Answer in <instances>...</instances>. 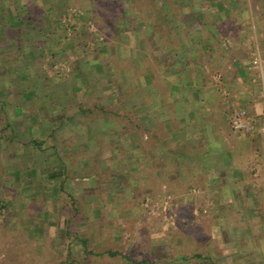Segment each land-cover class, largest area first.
<instances>
[{
	"label": "rangeland",
	"instance_id": "rangeland-1",
	"mask_svg": "<svg viewBox=\"0 0 264 264\" xmlns=\"http://www.w3.org/2000/svg\"><path fill=\"white\" fill-rule=\"evenodd\" d=\"M28 1H35L37 5L44 7L45 18L55 5L57 15L51 25L49 22L48 25L29 28L28 34L24 36L26 39H17L7 48L11 52H4L7 59H0V64L8 65L5 74L11 79L8 84L0 81V91L4 93V97L0 96V105L7 99L10 103L5 104L6 108L10 106L8 121H14L16 126L23 124L21 126L27 130L34 123L42 124L36 120V109L48 114V118L44 116L47 120L59 124L58 115L53 116L46 111L49 104L62 116L68 115L70 120H92L91 129L97 127L96 123L101 115L77 118L72 116L70 109L77 108L81 101L88 98H93L86 104L92 109L94 103H98L100 108L111 106V110L113 109V97L107 99L108 104L100 102L101 98L98 97L102 95L99 91L109 81L113 83L117 79L114 74L115 64L111 66L114 46L119 49L120 56L123 57L121 59H125L128 57L129 43L135 41V38L136 42H142L145 27L158 30L162 27L170 29L176 25L175 19L163 20L159 14L163 0H152V5L151 0H145L144 19L140 13L130 12V2L135 3L136 10L139 7L136 0H123V22L126 24L123 26L116 18L112 26L108 23L106 27L103 28L102 25L99 28L96 25L92 0H0V20L8 25V18L18 13L21 5ZM115 1H103V4L113 8ZM175 6V3L171 5L170 10H175ZM151 10L153 16L149 19L147 12ZM137 31L140 32L138 36L135 35ZM3 38L0 35V41ZM30 40L33 41L32 45L28 44ZM38 40L42 45L38 44ZM121 43L123 45L119 48ZM109 61V69L105 70ZM127 67L129 71L130 66ZM77 68L81 69L82 78H77V74L75 76ZM143 77L145 76L141 78ZM131 79V76L128 77V80ZM82 84L80 88L79 85ZM70 86L78 94L73 99L63 96ZM27 87L28 92L24 93ZM92 90L96 95L98 93L97 97L91 95ZM107 92L113 93V89ZM4 121L0 115V130ZM62 122L64 124V119ZM69 123L72 122L68 121ZM38 128L46 130V126ZM4 132L9 134V131ZM41 133L43 135L47 132ZM60 133L63 137L71 134L70 129H66L64 125L61 126ZM29 135L31 134L24 132L21 137L25 139ZM35 136L42 138L41 135ZM96 136L98 134H90L89 143ZM52 141L57 142L56 139ZM6 142L3 144L7 146L0 148V201H4L6 207L0 209V264H66L64 261L68 259L66 257L70 243L74 244V256L84 264L91 261L94 264H167L168 258L175 259V262L168 264H264V223L262 226L261 223H243L245 209L240 211L238 206L237 211H210L209 206L214 199L208 193L209 188L203 190L205 193L194 192L192 188L185 201H182L180 195L173 194L165 184L161 191L153 188L158 192L155 190L153 194L147 193V190H153L150 180L139 179L138 183L131 180L136 175L128 166L127 148L105 149L99 153L98 172L105 177V181L98 188L91 180L80 181L78 178L83 176L81 171L74 172L76 179L65 183L64 193L71 191L75 196L83 195L84 199L92 197L89 201L105 203L102 205L106 207L104 211H98L99 208L93 210L91 207L90 212H85L87 209L83 204L84 214L90 219L87 223L71 218V201L68 198L59 202L61 205H57L56 211H48L47 206L50 204L48 198L43 199V194L45 195L49 184L44 179L36 185H28L35 189V193L38 191L39 202L31 201L26 202V206L20 205L18 198L23 196L18 195L23 188L21 181L24 175L18 174L20 180L16 179L17 168L21 166V169L23 166L17 164L19 161L16 156L19 154L21 158L26 148L19 145V140L15 146L9 141ZM2 149L10 154L9 157L2 154ZM97 150L99 149L92 151ZM122 151H125L124 154ZM42 162L44 158L38 157L37 163ZM60 167V164L55 163L44 167L46 171H41L42 176H47L49 172ZM40 168L43 167L39 164L38 169ZM86 193L89 196L85 197ZM179 204L180 207L176 209ZM225 223L226 227L223 226ZM74 233L90 238V250L94 253L107 249L106 251L118 254L108 257L106 253L95 256L94 253L82 252L80 244L73 241ZM182 235L185 236L181 237ZM246 251L248 253L243 255Z\"/></svg>",
	"mask_w": 264,
	"mask_h": 264
},
{
	"label": "crops",
	"instance_id": "crops-1",
	"mask_svg": "<svg viewBox=\"0 0 264 264\" xmlns=\"http://www.w3.org/2000/svg\"><path fill=\"white\" fill-rule=\"evenodd\" d=\"M162 3L160 13H157L161 14L163 20L175 19L176 25L158 30L145 27L142 42H136L135 38L129 43L131 68L138 70L144 63L142 76L145 77L138 76L130 82L113 69L117 79L111 88L108 84L100 90L102 95L98 97L103 104H108L113 97L115 105L111 114L101 115L97 127L91 129L92 120L78 117H84L82 109L93 98L85 99L77 108L70 109L72 116L78 118L72 120L67 118L68 115L62 116L49 104L46 111L53 116L57 114L59 124L47 120L48 114L36 109V120L44 125L34 123L28 130L21 126L23 124L15 125L16 133L19 132L17 138L24 132L42 136L41 132L55 131L66 141V146L75 149L98 148L97 152L102 153V147L110 150L127 148L128 166L136 175L131 179L133 182L150 180L152 189L159 188L160 191L165 184L173 194L180 195L182 201L190 196L192 188L194 192L209 188L208 193L214 199L209 206L210 211H237L238 206L240 211L245 209L243 223H261L262 226L263 137L259 131L253 135L235 132L231 119L235 110L244 109L252 117L256 128L260 129L263 124L264 72L261 74L252 66L251 52L253 48L258 49L264 60V0H163ZM174 3L175 10H170ZM147 14L151 19L153 11ZM139 34V31L135 33L136 36ZM77 69L75 76L77 74V78H82L81 69ZM79 86L81 88L83 84ZM67 89L63 96L73 99L78 95L73 86ZM109 89H113V93H108ZM27 92L28 87L24 93ZM93 94L98 96L92 90ZM121 101L131 112L128 113L129 127H124L120 119L114 118L115 112L121 113ZM108 109L111 110V106ZM9 112L7 115H10ZM112 116L113 119H110ZM68 121L72 123L69 125ZM63 125L70 129L71 134L66 137L60 133ZM38 126H46V130ZM122 130H129L127 136L121 134ZM87 131H91L92 135L98 134L91 139V143ZM48 143L50 146H60V155L70 158L68 147L63 149L57 137H51ZM1 151L9 157L5 149ZM20 156H16L17 164L25 163L26 152ZM37 159L38 156L34 158L32 169H38ZM57 161L53 163L57 164ZM20 167L16 170V179L20 180L18 174L24 175V178L21 181L23 188H20L18 195L23 198H18L19 204L26 206V202H39L38 191L35 193L33 187L24 184L25 178H32L31 172L34 170L29 169L28 174L24 172L27 167ZM39 174L43 181L44 175L41 171ZM47 183L50 186L43 199L48 198V211L54 212L63 198L67 200V194L58 191L57 182ZM155 190H147V193L153 194ZM90 198L83 201L87 209L85 212H90L91 207L93 210L99 208L98 211L106 209L102 206L105 203L89 201ZM179 207L180 204L176 209ZM85 216L88 217L86 213ZM223 226L226 227V223Z\"/></svg>",
	"mask_w": 264,
	"mask_h": 264
},
{
	"label": "trees",
	"instance_id": "trees-1",
	"mask_svg": "<svg viewBox=\"0 0 264 264\" xmlns=\"http://www.w3.org/2000/svg\"><path fill=\"white\" fill-rule=\"evenodd\" d=\"M84 1V0H83ZM91 1V0H90ZM94 3V17L96 18V25H98L99 28L102 27L103 28L107 26V24L109 23L110 26L113 25L114 21L116 18L119 19V21L122 22V26L126 25L123 21H125L124 19V13H123V9H124V4L125 1L123 0H114L115 1V7H110V5H104L103 1H108V0H92ZM112 1V0H111ZM23 3V2H22ZM134 2H130V5L133 7L131 8L130 6V12H137L140 13L143 17V19L145 18V0H136V4L139 5V7L137 8V10L135 9L134 6ZM57 9L55 7V5L52 7V11L50 12V14L45 18L44 15V7H40L39 5H37V3L35 1H28L23 3V5H21V10L18 11V13L13 14V16L9 17L8 19V25L5 24L4 22H2L0 20V35H2L4 38L1 39L0 41V59H7V56L4 54V52H11V51H7L8 47H11L15 41H17V39L19 38H23L26 34H28V29L31 28H38L41 27L42 25H48V23L50 22V25L52 23L55 22V16L57 15V13L55 12ZM48 27V26H47ZM102 28V29H103ZM122 28V27H121ZM29 36V35H27ZM30 37V36H29ZM25 38V37H24ZM26 39V38H25ZM36 43V42H34ZM29 45L33 44V41H28ZM37 44V43H36ZM38 44H41V41L38 40ZM27 45V44H26ZM115 49V53L113 54V59L111 60L113 63L111 64V66H113L115 64L114 69L119 73L122 74L126 77V79H128V77H132L136 78L138 76H142L143 75V69H144V63H141L140 69L135 70L131 68L130 63L132 62V60L130 61V57H127L125 59H121L123 57L120 56L119 53V49H116V45L114 46ZM143 62V61H141ZM110 65V61L108 62V65L105 67V70L109 69ZM130 66V70L128 71V67ZM8 66V65H7ZM6 64L1 63L0 64V81L2 80L4 83L7 82V84L9 83V76H6L5 71L7 70ZM14 66V65H13ZM139 66V64H138ZM142 67V68H141ZM125 68V69H124ZM13 70V69H12ZM131 79V80H132ZM131 80H129L131 82ZM109 85L110 88L112 87V81H109ZM0 96L4 97V93L3 91H0ZM125 97H123L124 99ZM4 103H2L0 105V115L2 116V118L5 119L4 121V125L3 128L0 130V148H3V144L4 141H9L11 142L14 146L15 143L17 141V136L18 134L15 131V125L13 122H9L7 119V114L9 112V107L8 106L6 108L5 104L9 103V101L3 100ZM2 102V101H1ZM124 102L121 101L120 102V111L121 113H117L115 112V120L120 119L121 123L124 125V127H129V119L130 116L128 113H131L130 111H128L124 104ZM10 104V103H9ZM98 103H94L93 104V109L91 108V106L85 105L82 109L83 113H84V117L85 118H91L94 117L96 115H106V114H111L110 109L105 108V107H98L97 105ZM5 106V107H4ZM96 106V107H94ZM125 108V109H124ZM125 110V111H124ZM127 113V114H125ZM109 116V115H107ZM110 119H112L110 117ZM14 125V126H13ZM13 127V128H12ZM4 131H9V134H5ZM31 135L33 134V132L30 133ZM123 136H127L128 134V130L123 131L121 133ZM42 138L40 139V136L35 137V136H31L30 138L25 137V139L23 137H18L19 138V145H23L26 148V157H25V163H23L24 167H27L25 169V173L29 172V169H32V165H35L34 162V158L36 156L40 157L42 156L44 158V163H39L40 167H43L42 169H32L33 172L32 173V178H25V182L24 184H29V185H36L37 183H39L41 181V177H39V172L42 171H46L44 169V167H49L53 164V162H55L56 160H58L57 164H60L61 167L57 169V171H52L49 172V174L47 176H44V180L46 182H50V184H53L55 182L58 183V191H65V183L67 181H71L76 179V177L74 176V172L76 173L77 171H81L80 168H83V170L81 171L83 175L80 181H92L91 183H94V185L96 186V188H98L100 185L103 184V182L105 181V177H102L101 174L98 172L99 169V165H98V157L100 156V152H93L90 149H86V148H73L72 146H66V141L60 138L59 133L55 132V131H51L48 132L44 135L41 136ZM51 137H57L58 141L60 142V145L63 149H65L66 147H68V157L62 156L59 153V147L57 146H50L48 141ZM7 143V142H6ZM103 150H105L104 147H102ZM102 152V151H101ZM49 154H51V156H49ZM37 164V163H36ZM38 164V165H39ZM87 168H90L87 170ZM90 170V171H89ZM89 172V174L87 173ZM29 174V173H28ZM35 176H34V175ZM43 180V179H42ZM67 194V198L71 201V208L69 210L70 216L71 218L77 219L78 221L81 222H88L90 219L88 217L85 216L84 214V206H83V200H84V196H75L71 191H66ZM4 201H0V209L2 208H6L5 205L3 204ZM70 219V220H72ZM196 235V234H195ZM73 241H77L80 246H81V250L82 252H86L88 254H93L94 252L90 250V248H92L90 243V238H86V237H81L79 236L78 233H74L73 234ZM73 243L68 244V256L66 257L67 260H65L64 262H66V264H84L81 263V260L78 259V257L74 256L73 254ZM107 249H105L104 251H95V256L96 255H101L106 253V255L108 257H114L116 256L118 253L117 252H113V251H106ZM196 258L198 257V255H194ZM194 257V258H195ZM186 259L184 258V261ZM176 261L178 262V260L176 259ZM168 262H175V259L173 258H168L166 263L168 264ZM88 264H94L93 261L89 262Z\"/></svg>",
	"mask_w": 264,
	"mask_h": 264
},
{
	"label": "built area",
	"instance_id": "built-area-1",
	"mask_svg": "<svg viewBox=\"0 0 264 264\" xmlns=\"http://www.w3.org/2000/svg\"><path fill=\"white\" fill-rule=\"evenodd\" d=\"M251 64L256 70L259 71V73L262 74L264 72V60L262 58L261 53L256 48H253L251 52ZM231 124L235 132L253 135L259 131L263 137V151H264V120L260 129H258L256 128V125L252 117L248 115L246 110L237 109L233 113Z\"/></svg>",
	"mask_w": 264,
	"mask_h": 264
}]
</instances>
